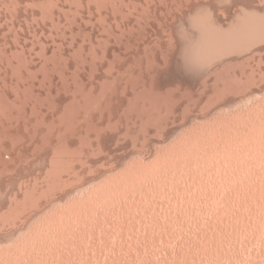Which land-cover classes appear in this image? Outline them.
Masks as SVG:
<instances>
[{"label":"rangeland","instance_id":"obj_1","mask_svg":"<svg viewBox=\"0 0 264 264\" xmlns=\"http://www.w3.org/2000/svg\"><path fill=\"white\" fill-rule=\"evenodd\" d=\"M0 264H264V0H0Z\"/></svg>","mask_w":264,"mask_h":264}]
</instances>
